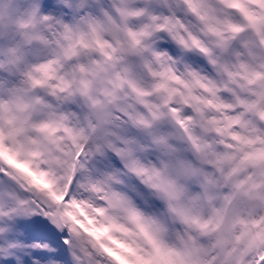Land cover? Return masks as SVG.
Wrapping results in <instances>:
<instances>
[{"label": "snow or ice", "instance_id": "6c2138e0", "mask_svg": "<svg viewBox=\"0 0 264 264\" xmlns=\"http://www.w3.org/2000/svg\"><path fill=\"white\" fill-rule=\"evenodd\" d=\"M0 264H264V0H0Z\"/></svg>", "mask_w": 264, "mask_h": 264}]
</instances>
